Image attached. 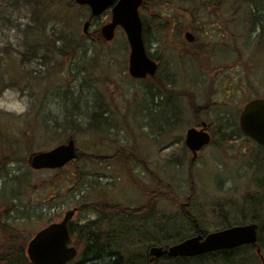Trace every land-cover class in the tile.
Segmentation results:
<instances>
[{
	"label": "rangeland",
	"instance_id": "1",
	"mask_svg": "<svg viewBox=\"0 0 264 264\" xmlns=\"http://www.w3.org/2000/svg\"><path fill=\"white\" fill-rule=\"evenodd\" d=\"M217 1H144L140 14L146 46L162 63L159 78L153 80L129 74L130 47L123 29L117 28L107 42L82 37L83 22L91 12L86 5L73 0H0V75L12 76L16 67L21 73L17 80H6L0 110L26 116V125L29 116L49 125L31 143L18 141L10 124V131L2 133L17 150L16 159L11 156L0 173V217L20 231L15 245L25 240L27 246L35 231L62 219L66 210L96 200L134 207L155 194L160 195V211H175L190 191V173L196 180L190 211L199 215L207 231L222 228L218 209L227 214L229 225L242 223L239 209L246 196L250 221L254 207L261 205L257 201L262 197L258 183L264 184V149L243 134L225 139L220 120L226 116L238 122L248 99L264 97V38L259 36L264 35V0H224L215 8ZM177 5L201 7L199 20L206 23L196 29L206 38L207 51L188 57L194 51L183 33L170 34L164 27L168 18L160 19L159 12L168 14ZM109 19L107 10L91 22L89 32ZM210 51L212 58L205 55ZM208 61L211 66L204 70ZM235 61L234 77L208 73L214 65L228 67ZM160 78L165 98L168 92L179 93V122L170 135L157 128L160 113L149 112L148 86L157 90ZM183 92L194 97L197 107L205 106L199 115L213 123L212 142L192 165V153L183 145L196 116ZM96 112L106 121H98ZM70 135L76 139L78 157L68 165L34 169L23 160L31 151L51 149ZM94 217L92 211L81 210L72 221ZM0 240L9 241L2 230Z\"/></svg>",
	"mask_w": 264,
	"mask_h": 264
},
{
	"label": "trees",
	"instance_id": "2",
	"mask_svg": "<svg viewBox=\"0 0 264 264\" xmlns=\"http://www.w3.org/2000/svg\"><path fill=\"white\" fill-rule=\"evenodd\" d=\"M162 1L166 2V0H157L158 3ZM221 1L222 3L224 2V0H218L214 4V7H221L222 5L219 4ZM69 6H72V4ZM165 14V12L163 14L159 12V18H164ZM89 18L93 22L98 17ZM39 25H42L41 21ZM250 28L251 30L254 29V24ZM262 28L264 29V26ZM144 36H146L145 25ZM259 36L264 38L263 34ZM82 37L91 38L95 42L102 41L103 39L99 26L88 34H83ZM73 42L70 39V45ZM149 54L152 56L151 52ZM12 72H15L12 76L10 74L0 75V95L5 86L8 85L6 80L10 82L21 77V73L17 67ZM157 78L158 75L156 76ZM151 79L154 80V78ZM161 81H163L162 78L159 79L158 83L156 82L158 84L157 90L148 86L152 102L151 106L149 105L151 109L149 112L155 115H158V112L160 113L161 118L157 117L161 121H159L157 128L170 135L171 133L169 132L172 130V126L179 122L177 115L180 110L177 108L176 99L179 93L174 91L168 92L169 94H166L167 98H165L163 95L165 92L160 88L162 86ZM183 94L188 96L189 103L194 108V112H197L199 109H205V106H196L194 97L190 96V93L183 92ZM162 95L163 99L161 98ZM96 114L98 121L103 120L99 119V116H103L102 112H96ZM28 118L29 121L26 125V116L15 115L0 110V173L5 171L11 156L16 159L17 155L13 142L10 139H3L2 136V133L10 131L9 128L6 130L9 124L11 125V129H15L13 132L18 141L24 142L25 139H29L28 143H31L33 136H36L35 134L39 133L43 128L49 127L46 121H42L37 117L29 116ZM104 119L103 121H106V117ZM22 120L24 121L22 122ZM220 121V133L225 139L242 135L238 122L229 121L226 116H223ZM23 148H25L24 145ZM259 148L264 149V146H259ZM26 149L27 151H31L30 144L27 145ZM183 149L187 151L185 145H183ZM261 154L264 157V150L261 151ZM23 160L26 161L27 157H23ZM94 160L99 161L98 159ZM189 171L191 172L190 169ZM189 182L191 185L189 193L182 201L178 202L179 206L175 211L167 214L159 210L157 200L160 198V195L155 194L150 195L147 202L141 206L134 207L98 200L81 204L79 206L80 211H92L95 217L82 223L71 222V236L77 238L80 245V253L75 260L68 264H262L260 256L257 253V247L250 244L216 250L193 257H170L163 255L159 259H150L147 254L149 245H168L180 241L189 235L199 233L200 230L205 231L199 215L193 214L189 207L192 199H194V191L196 189V180L192 173H190ZM258 187H260L262 197L257 203L261 205L254 207L249 218L251 221L259 224L258 245L264 253V184L258 183ZM172 199L176 201L177 195L176 197H172ZM247 203L248 197L246 196L245 202L239 209L244 221L248 218V212L246 213L248 210ZM218 210L220 211L219 216L221 217L220 222L222 227L229 225L230 221L227 214L222 209ZM27 214H25V217H27ZM0 230L3 231V234L8 235L9 240L8 243H3L0 240V264H32L26 255L25 240L21 244H14L17 238H20V231L11 226L8 220L3 219L2 216L0 217ZM103 257H108V260L103 263H94V261H99Z\"/></svg>",
	"mask_w": 264,
	"mask_h": 264
},
{
	"label": "water",
	"instance_id": "3",
	"mask_svg": "<svg viewBox=\"0 0 264 264\" xmlns=\"http://www.w3.org/2000/svg\"><path fill=\"white\" fill-rule=\"evenodd\" d=\"M78 4L88 5L91 15L98 16L106 9L111 8V19L101 25L102 36L110 41L118 26H121L127 35L130 45L128 72L135 78H145L156 74L158 63L152 59L145 47L143 39V22L139 7L143 0H75ZM90 20L83 23V32L88 33ZM188 41L194 35L187 31ZM242 132L259 144H264V97L250 99L242 108L239 118ZM203 128L190 127L185 133V142L193 151V159L198 150L210 142L211 136L207 131V123L202 122ZM76 139L70 136L66 142L60 143L48 150H36L29 154L28 164L36 169L59 168L77 157ZM78 207H73L64 213L62 219L51 222L38 229L28 241L26 253L32 264H68L78 254V247L70 244L69 222ZM258 224L255 222L234 224L222 229L214 230L203 235H191L183 240L170 244L151 245L148 253L151 257L159 258L163 255L195 256L219 249L233 248L243 244L258 246Z\"/></svg>",
	"mask_w": 264,
	"mask_h": 264
},
{
	"label": "flooded vegetation",
	"instance_id": "4",
	"mask_svg": "<svg viewBox=\"0 0 264 264\" xmlns=\"http://www.w3.org/2000/svg\"><path fill=\"white\" fill-rule=\"evenodd\" d=\"M174 7L176 9H173V7H172L170 9L171 11H169L168 14L167 13L165 14L166 18H168V19L167 20L165 19L164 27H166L168 29V32L170 34L176 33V32L177 33H183V37H184L185 32H187V31H190L193 33L195 38L192 42H187L185 40V37H184V40L187 42V45L190 46L191 49L194 51L193 53H190L188 55V57H193L194 53H196V52L199 53L201 50L202 51L206 50L207 47H209V44L206 45V43H207L205 40L206 38H202V37H199L197 35L198 30L196 29V27H198L199 29H201L202 26L205 27V23H206V22L199 20L200 19L199 18L200 13H201V7H199V6L192 7V5H190V6H188V5H177ZM146 34H147V32H146ZM218 43H225V42L220 40ZM212 54H213V52H211V51L205 53V55L207 57H211V58H212ZM153 57L158 62V70H157L156 75L158 74V78H159V73H160V70L162 67V63L158 57H155L154 55H153ZM236 64L238 65L237 61L233 62L232 64H229L228 67L220 66V67L214 68V66H215L214 65V66L208 68V73L210 75L214 76V78L216 76H219V75H224L225 73L229 76H233V75L235 76L234 65H236ZM208 66H211L210 61H208V65H206V64L204 65V70H206V68ZM238 69H239V67H238ZM156 75L154 76L155 80H156ZM170 75H169V77H170ZM233 82H235V81H233ZM199 112H202V109H199V110H197V112H195L196 120L194 121V123L192 125V126H196L197 128H201L202 127L201 122L203 120H205L199 115ZM223 120H225V119L223 118ZM228 120L231 121V119H229V118H228ZM205 121L207 122L206 129L208 130V132L210 133V135L213 139V123L208 121V120H205Z\"/></svg>",
	"mask_w": 264,
	"mask_h": 264
}]
</instances>
